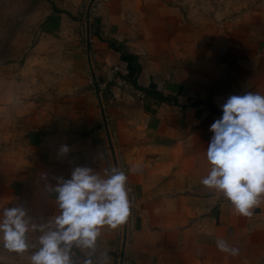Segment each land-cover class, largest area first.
Wrapping results in <instances>:
<instances>
[{
	"label": "crops",
	"instance_id": "obj_1",
	"mask_svg": "<svg viewBox=\"0 0 264 264\" xmlns=\"http://www.w3.org/2000/svg\"><path fill=\"white\" fill-rule=\"evenodd\" d=\"M98 4L84 33L56 16L47 23L61 40L60 77L26 137V154L0 175V217L19 206L31 223L46 224L59 214L47 186L76 166L103 177L107 146L128 177L130 215L116 229L101 228L94 252L74 247L75 264H264V197L246 217L200 183L211 168L209 128L220 105L229 95H264V0H240L221 19L176 0ZM41 234L29 230L35 247L24 253L0 242V264H30ZM218 239L238 254L220 251Z\"/></svg>",
	"mask_w": 264,
	"mask_h": 264
},
{
	"label": "clouds",
	"instance_id": "obj_2",
	"mask_svg": "<svg viewBox=\"0 0 264 264\" xmlns=\"http://www.w3.org/2000/svg\"><path fill=\"white\" fill-rule=\"evenodd\" d=\"M220 108L222 115L209 128L213 135L206 160L211 168L200 183L222 193L237 214L249 217L264 197V95L251 91L229 95ZM68 151L66 145L60 149ZM127 179L117 167L105 169L102 177L91 167L76 166L70 178L57 177L54 186H47L56 193L59 214L37 225L23 207H6L0 217V242L9 251L24 253L35 247L28 240L29 230H39V247L30 264H75L74 247L94 252L102 227L116 229L127 221L131 208ZM216 246L233 256L239 251L223 239ZM83 264L93 261L85 259Z\"/></svg>",
	"mask_w": 264,
	"mask_h": 264
},
{
	"label": "rangeland",
	"instance_id": "obj_3",
	"mask_svg": "<svg viewBox=\"0 0 264 264\" xmlns=\"http://www.w3.org/2000/svg\"><path fill=\"white\" fill-rule=\"evenodd\" d=\"M101 1L0 0V175L26 154V137L45 115L60 77L61 40L55 42L58 34L47 23L56 16L84 33V23L94 24ZM176 1L194 14L219 19L235 13L240 4V0Z\"/></svg>",
	"mask_w": 264,
	"mask_h": 264
},
{
	"label": "trees",
	"instance_id": "obj_4",
	"mask_svg": "<svg viewBox=\"0 0 264 264\" xmlns=\"http://www.w3.org/2000/svg\"><path fill=\"white\" fill-rule=\"evenodd\" d=\"M57 12H61L60 10H56ZM111 46L116 49L118 51V47L115 46L114 44L111 43ZM132 62L135 63L134 61V57H132ZM133 84V86L143 90L146 94L153 96L154 98L158 99L159 101H169V98L162 96L161 93L157 92L154 89H148V88H142L136 85V83L134 82V80L131 82Z\"/></svg>",
	"mask_w": 264,
	"mask_h": 264
},
{
	"label": "built area",
	"instance_id": "obj_5",
	"mask_svg": "<svg viewBox=\"0 0 264 264\" xmlns=\"http://www.w3.org/2000/svg\"><path fill=\"white\" fill-rule=\"evenodd\" d=\"M130 20H131L130 16H129V15H126V16H125V21L129 23ZM119 83H121L120 80H119ZM100 87L103 88V85L100 86ZM115 90H116V91L118 90V86H116ZM113 95H114V93H113ZM102 151H103V154H104L105 160H106V162H107V164H108V165H107V169H109V168H111V167H116V166L113 164V159H112L111 153H110L109 149L107 148V146L104 147ZM127 189H128V188H127ZM129 194H130V193H129V189H128V195H129ZM129 200H130V196H129Z\"/></svg>",
	"mask_w": 264,
	"mask_h": 264
}]
</instances>
